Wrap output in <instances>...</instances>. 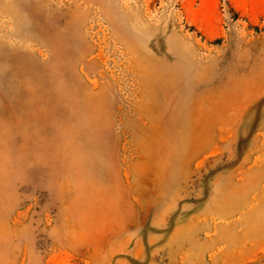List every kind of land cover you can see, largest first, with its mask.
Instances as JSON below:
<instances>
[{
    "label": "rangeland",
    "instance_id": "1",
    "mask_svg": "<svg viewBox=\"0 0 264 264\" xmlns=\"http://www.w3.org/2000/svg\"><path fill=\"white\" fill-rule=\"evenodd\" d=\"M0 264H264V0H0Z\"/></svg>",
    "mask_w": 264,
    "mask_h": 264
}]
</instances>
